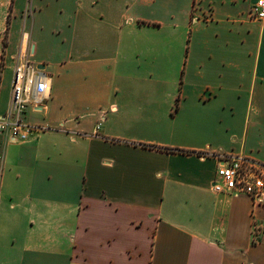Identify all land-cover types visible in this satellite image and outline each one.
<instances>
[{
	"label": "crops",
	"instance_id": "1",
	"mask_svg": "<svg viewBox=\"0 0 264 264\" xmlns=\"http://www.w3.org/2000/svg\"><path fill=\"white\" fill-rule=\"evenodd\" d=\"M256 1L0 0V117L18 65L50 84L0 134V264H264V203L212 187L264 165Z\"/></svg>",
	"mask_w": 264,
	"mask_h": 264
},
{
	"label": "built area",
	"instance_id": "2",
	"mask_svg": "<svg viewBox=\"0 0 264 264\" xmlns=\"http://www.w3.org/2000/svg\"><path fill=\"white\" fill-rule=\"evenodd\" d=\"M250 16L254 20L264 21V0H257L253 4ZM49 93L50 84L39 68L30 62L18 65L10 109L0 117V134L13 141H26L32 131L40 128L25 124L22 116L30 104H41ZM212 187L218 194L244 195L257 204H263L264 165L244 156L221 155Z\"/></svg>",
	"mask_w": 264,
	"mask_h": 264
},
{
	"label": "water",
	"instance_id": "3",
	"mask_svg": "<svg viewBox=\"0 0 264 264\" xmlns=\"http://www.w3.org/2000/svg\"><path fill=\"white\" fill-rule=\"evenodd\" d=\"M40 69H42V66L41 67H39Z\"/></svg>",
	"mask_w": 264,
	"mask_h": 264
}]
</instances>
